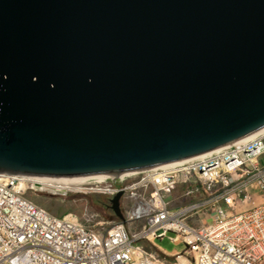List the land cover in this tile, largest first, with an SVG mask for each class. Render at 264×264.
<instances>
[{"label": "water", "instance_id": "water-1", "mask_svg": "<svg viewBox=\"0 0 264 264\" xmlns=\"http://www.w3.org/2000/svg\"><path fill=\"white\" fill-rule=\"evenodd\" d=\"M262 128L264 0H0V173L145 171Z\"/></svg>", "mask_w": 264, "mask_h": 264}, {"label": "built area", "instance_id": "built-area-1", "mask_svg": "<svg viewBox=\"0 0 264 264\" xmlns=\"http://www.w3.org/2000/svg\"><path fill=\"white\" fill-rule=\"evenodd\" d=\"M263 160L264 128L150 170L51 180L52 187L113 197L124 191L132 199L123 220L103 218L99 229L26 198L45 179L0 173V264H264ZM178 190L188 202L174 208ZM167 238L186 247L175 261L156 246Z\"/></svg>", "mask_w": 264, "mask_h": 264}, {"label": "rangeland", "instance_id": "rangeland-1", "mask_svg": "<svg viewBox=\"0 0 264 264\" xmlns=\"http://www.w3.org/2000/svg\"><path fill=\"white\" fill-rule=\"evenodd\" d=\"M264 164V160H263ZM42 182L35 184L30 187L26 192V198L34 202L36 205L48 210L49 212L57 215L64 216L67 214H74L78 219L87 227L94 228L99 222L104 220H113L109 217L108 212L111 210H105L96 205L97 199L106 200V196L113 198L111 195L106 194H83L76 192L75 190L66 189L64 186L62 188H57L50 186L52 184L51 180L55 178H43ZM60 179V178H58ZM56 179V180H58ZM67 179V178H65ZM111 184V183H110ZM181 190L174 193L175 202L173 207L182 206L186 204L188 200H184L180 197ZM132 204V199L129 196H125L121 200L122 212L124 208ZM242 209V208H241ZM107 227V226H106ZM99 229L100 226L95 227ZM158 245L167 251L177 250L180 253L185 252L186 247L184 245H176L169 238L164 240H158ZM145 245H149L146 243ZM181 264H188L186 258L179 259Z\"/></svg>", "mask_w": 264, "mask_h": 264}, {"label": "trees", "instance_id": "trees-1", "mask_svg": "<svg viewBox=\"0 0 264 264\" xmlns=\"http://www.w3.org/2000/svg\"><path fill=\"white\" fill-rule=\"evenodd\" d=\"M106 198L107 199L104 200V201L101 200V199H97L96 205L99 206V207L102 206V208L105 209V210H107V209L108 210H111L110 212H108L109 217L112 218V219H116L117 220L118 219L117 216L112 211V204H111V199L112 198L107 197V196H106ZM146 249L151 252L154 249V247H152V245H146Z\"/></svg>", "mask_w": 264, "mask_h": 264}, {"label": "crops", "instance_id": "crops-1", "mask_svg": "<svg viewBox=\"0 0 264 264\" xmlns=\"http://www.w3.org/2000/svg\"><path fill=\"white\" fill-rule=\"evenodd\" d=\"M158 241V240H157ZM156 246L158 247V248H160V250H162L163 252H164V254H166L168 257V261H175L176 260V257H177V255L180 253L179 251H177V250H173V251H167V250H165V249H163L162 247H160L159 245H158V243L156 242ZM153 247V246H152ZM158 251V249H156L155 247H154V249L152 250V251ZM151 251V252H152Z\"/></svg>", "mask_w": 264, "mask_h": 264}, {"label": "bare ground", "instance_id": "bare-ground-1", "mask_svg": "<svg viewBox=\"0 0 264 264\" xmlns=\"http://www.w3.org/2000/svg\"><path fill=\"white\" fill-rule=\"evenodd\" d=\"M257 133L258 132H255L254 134H252V135H250V136H248L246 138H251L254 135H256ZM104 178H105V176H94L92 178L91 177H88V178H83V179H81L79 177H75L74 180H71L70 182H72V183H78L79 181H84V180H91V179L101 180V179H104ZM63 181H67V180H63Z\"/></svg>", "mask_w": 264, "mask_h": 264}]
</instances>
